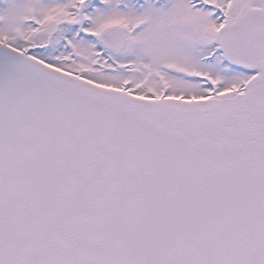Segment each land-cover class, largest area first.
Instances as JSON below:
<instances>
[{
	"label": "snow or ice",
	"instance_id": "snow-or-ice-1",
	"mask_svg": "<svg viewBox=\"0 0 264 264\" xmlns=\"http://www.w3.org/2000/svg\"><path fill=\"white\" fill-rule=\"evenodd\" d=\"M0 264H264V0H0Z\"/></svg>",
	"mask_w": 264,
	"mask_h": 264
}]
</instances>
